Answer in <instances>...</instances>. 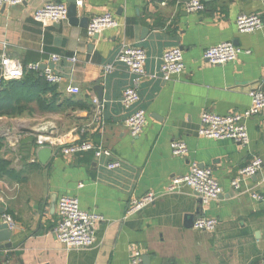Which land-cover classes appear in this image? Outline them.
<instances>
[{"label": "crops", "instance_id": "1", "mask_svg": "<svg viewBox=\"0 0 264 264\" xmlns=\"http://www.w3.org/2000/svg\"><path fill=\"white\" fill-rule=\"evenodd\" d=\"M72 1L27 0L0 7V57L38 63L62 78L39 93L48 104L44 116L0 117V223L4 209L17 226L12 247L2 249L0 244V264H132L133 249L141 252L139 264H264V203L252 197L253 192L264 193V165L241 189L231 184L253 158L264 162V111L247 121V146L199 134L204 111H243L251 104V90L264 88V27L243 34L236 26L241 14L264 18V0H203L206 9L198 12L186 10L190 0H166L164 5L76 0L84 24L67 20L43 26L34 20L35 11L47 3L69 7ZM107 13L118 19L119 27L89 36L91 19ZM223 42L251 53L211 65L204 59L205 50ZM122 45L147 53V76L137 106L146 111L148 121L138 136L125 125L131 111L122 103L132 74L121 63L110 73L104 71ZM174 47L183 50L184 72L168 80L153 78L162 54ZM54 55L60 61H53ZM72 88L80 92L73 94ZM94 99L103 105L100 116ZM14 123L19 124L16 130L8 127L14 132L6 133L5 124ZM37 123L54 129L55 146L45 165L37 157L38 144L25 142ZM174 140L187 144L186 156L172 154ZM76 141L100 145L112 156L61 152L62 146ZM112 161H119L120 167L109 169ZM193 163L213 169L222 188L218 200L202 204L187 186L167 190ZM149 192L156 201L128 215L132 199ZM62 196L77 197L83 209L104 216L96 225L93 247L68 248L55 238ZM200 217L218 219L216 229L196 230L193 225Z\"/></svg>", "mask_w": 264, "mask_h": 264}, {"label": "built area", "instance_id": "2", "mask_svg": "<svg viewBox=\"0 0 264 264\" xmlns=\"http://www.w3.org/2000/svg\"><path fill=\"white\" fill-rule=\"evenodd\" d=\"M27 0H0V7L17 6ZM147 2L158 1L162 5L166 0H146ZM258 2L263 0H249ZM206 9L203 0H190L186 4V10L189 12L204 11ZM34 20L47 26L50 23H62L68 20V6L60 2H49L37 9L34 13ZM236 26L240 33L251 34L260 31L264 27V18L260 14H241L236 19ZM119 27L118 19L112 14H103L95 16L91 19L87 27L89 36H94L107 28ZM250 54L251 51L243 50L236 46L233 42H223L217 46L210 47L204 52V59L211 65H224L238 59L240 54ZM53 61H60V57L54 55ZM70 61L75 62V57H70ZM146 51L133 45H122L112 63L105 65V73H110L116 68V64L121 63L129 70L133 76V82L129 85L122 98L124 107L131 111L125 120V125L132 135H140L147 124L148 115L145 110L137 105L140 102L139 89L146 78ZM186 66L184 63V53L179 47L166 50L161 56V67L158 75L153 78L170 79L172 76L184 72ZM40 72L41 76L51 85H57L61 81V77L54 73L50 68L42 70L40 64L23 62L12 59L7 55L0 57V84L3 81H13L21 79L25 73ZM71 93L80 92L78 88H72ZM251 104L243 111H232L227 114H217L206 110L201 115V123L199 134L209 139H231L236 143L247 146L250 142L247 121L264 111V88H254L250 92ZM96 105V114L101 115L103 105L98 99L93 100ZM38 145L55 146L51 136H41L36 140ZM171 152L174 156H186L189 152L187 144L183 140H174L171 145ZM64 155H79L93 152L95 157L107 156L111 157L112 153L100 145H96L90 141H76L70 145H64L60 149ZM31 161L36 163V158ZM119 161H112L108 164L109 169L120 167ZM264 165L263 159L260 157L253 158L240 173L231 182L234 190L241 189L245 179L258 175ZM181 186H187L193 189L202 204L208 205L211 201L218 200L222 194V188L213 174V169L209 167H201L197 163H193L189 172L184 176L175 177L167 190L174 192ZM252 191V190H251ZM250 191V192H251ZM254 200L264 203V193H252ZM156 195L153 192L146 193L140 198H134L129 204L127 214L133 215L138 211L148 207L156 201ZM58 222L54 229L55 238L68 248L82 249L93 247L96 243L95 229L98 223L105 221L104 216L99 213L85 210L81 207L80 201L74 196H62L57 204ZM3 222L14 231L16 222L8 213H2ZM219 221L216 218L200 217L193 227L201 231H214ZM141 252L133 249L131 255V263L139 264L141 262Z\"/></svg>", "mask_w": 264, "mask_h": 264}, {"label": "trees", "instance_id": "3", "mask_svg": "<svg viewBox=\"0 0 264 264\" xmlns=\"http://www.w3.org/2000/svg\"><path fill=\"white\" fill-rule=\"evenodd\" d=\"M47 86L54 85L49 84L40 72H28L19 80L3 81L0 84V117L21 115L24 112L22 105H33L35 101L41 109L47 111V101L40 95ZM3 166L4 164L0 160V168Z\"/></svg>", "mask_w": 264, "mask_h": 264}, {"label": "water", "instance_id": "4", "mask_svg": "<svg viewBox=\"0 0 264 264\" xmlns=\"http://www.w3.org/2000/svg\"><path fill=\"white\" fill-rule=\"evenodd\" d=\"M68 20L71 24H77L78 22L81 24H84V19H78V5L76 0H73L70 2V5L68 7ZM97 36H95L96 38ZM32 136L28 139H26L25 142H30L31 144H35L38 137L41 136H51L54 137V129L53 127L47 128L46 125H40L32 128ZM36 154L39 159V161L42 164H47L50 160L52 154H53V147L50 145H38V148L36 149ZM2 212H4V209H2ZM13 235V231L9 229V226L2 222L0 223V244L2 249H9L12 247V242L10 241L11 237Z\"/></svg>", "mask_w": 264, "mask_h": 264}, {"label": "rangeland", "instance_id": "5", "mask_svg": "<svg viewBox=\"0 0 264 264\" xmlns=\"http://www.w3.org/2000/svg\"><path fill=\"white\" fill-rule=\"evenodd\" d=\"M2 86H4V85H2ZM22 107H24V112H23V114H21V115H15V117H13V116H9V115H7V116H3V117H8V118H15V119H22L24 116H28V114H31L32 116H38L39 114H41V116H44V113H46V111L44 110V109H41L39 106H38V103L35 101L34 103H33V105H30V104H28V105H22ZM39 117V116H38ZM19 124H17V123H14V125H12V124H5V131H6V133H12V132H14V129L16 130V127L18 126ZM38 125V123L37 124H35L33 127H35V126H37ZM7 126V127H6ZM14 126V129H12V130H8V129H6V128H8V127H13Z\"/></svg>", "mask_w": 264, "mask_h": 264}]
</instances>
